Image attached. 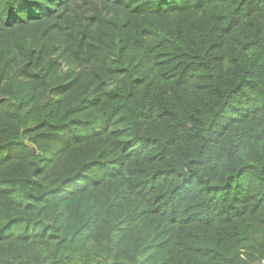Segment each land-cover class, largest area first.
<instances>
[{
  "label": "trees",
  "instance_id": "1",
  "mask_svg": "<svg viewBox=\"0 0 264 264\" xmlns=\"http://www.w3.org/2000/svg\"><path fill=\"white\" fill-rule=\"evenodd\" d=\"M0 264H264V0H0Z\"/></svg>",
  "mask_w": 264,
  "mask_h": 264
}]
</instances>
